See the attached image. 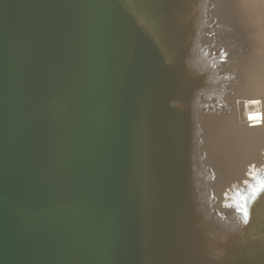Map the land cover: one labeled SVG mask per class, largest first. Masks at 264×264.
I'll list each match as a JSON object with an SVG mask.
<instances>
[{"label": "water", "instance_id": "95a60500", "mask_svg": "<svg viewBox=\"0 0 264 264\" xmlns=\"http://www.w3.org/2000/svg\"><path fill=\"white\" fill-rule=\"evenodd\" d=\"M199 4L0 0V264H264V177L192 188Z\"/></svg>", "mask_w": 264, "mask_h": 264}, {"label": "bare ground", "instance_id": "6f19581e", "mask_svg": "<svg viewBox=\"0 0 264 264\" xmlns=\"http://www.w3.org/2000/svg\"><path fill=\"white\" fill-rule=\"evenodd\" d=\"M220 4L212 12L229 29H218L212 49L200 60L201 73L212 84L200 94L201 115L190 136L199 159L190 165L191 172L199 171L209 210L232 220L237 196L250 193L264 177V0ZM209 9V0H200L198 12Z\"/></svg>", "mask_w": 264, "mask_h": 264}, {"label": "rangeland", "instance_id": "374dc122", "mask_svg": "<svg viewBox=\"0 0 264 264\" xmlns=\"http://www.w3.org/2000/svg\"><path fill=\"white\" fill-rule=\"evenodd\" d=\"M222 1L223 3H225L228 0H209L210 9L208 11L201 10L199 12L198 21L196 23V27L193 32L194 35H192L188 54L186 55L184 59L185 64L187 63L191 67L190 69L192 71H193L192 68H194V71H193L194 75L199 77L198 85L195 86V88L190 93L189 116H190L191 123L193 125L191 129V133H190L192 136L195 135L196 130H197V128L194 126L195 122L197 121L198 116L201 115L200 94L203 92L204 89L208 90L209 89L208 87H210L212 84V82L209 81L210 79L209 75L208 77L204 76V74L202 75L201 73L202 71L199 68L200 60H202L201 58H203V56L212 49L211 45L212 46L214 45V42L216 41V38L219 35L218 29H220L222 32L229 29L225 27L227 22H224L223 20H218L216 16V12H212V6H215L216 11H218L219 8L222 6V4H220ZM233 4L234 6H237L238 4L240 5L241 3H237V4L233 3ZM230 45L233 46V44H230ZM190 140H191L190 163H195L196 165L198 164L197 158L199 159V157L197 156L198 146L191 138ZM198 173H199L198 169L191 172L192 188L195 191V194H196L195 197H196L198 206L200 208L201 206H203L204 210L209 212L210 210H209L208 205L206 204V200H204V198L202 197V191L200 189ZM211 212H213L214 214L213 209H211Z\"/></svg>", "mask_w": 264, "mask_h": 264}, {"label": "snow or ice", "instance_id": "6c2138e0", "mask_svg": "<svg viewBox=\"0 0 264 264\" xmlns=\"http://www.w3.org/2000/svg\"><path fill=\"white\" fill-rule=\"evenodd\" d=\"M260 190H264V182H262V183L260 184L259 188H255V189H253V191H252V196L255 197V195L257 194V192L260 191Z\"/></svg>", "mask_w": 264, "mask_h": 264}]
</instances>
